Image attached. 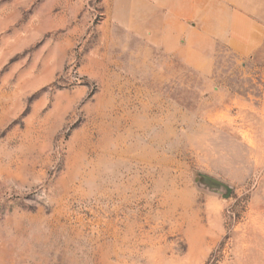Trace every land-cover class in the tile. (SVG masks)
Wrapping results in <instances>:
<instances>
[{"label":"rangeland","instance_id":"rangeland-1","mask_svg":"<svg viewBox=\"0 0 264 264\" xmlns=\"http://www.w3.org/2000/svg\"><path fill=\"white\" fill-rule=\"evenodd\" d=\"M108 4L0 0V264H264L262 66L143 57Z\"/></svg>","mask_w":264,"mask_h":264},{"label":"crops","instance_id":"crops-1","mask_svg":"<svg viewBox=\"0 0 264 264\" xmlns=\"http://www.w3.org/2000/svg\"><path fill=\"white\" fill-rule=\"evenodd\" d=\"M104 20L119 42L149 53L143 57L160 51L210 74L224 47L259 63L264 80V0H109Z\"/></svg>","mask_w":264,"mask_h":264}]
</instances>
